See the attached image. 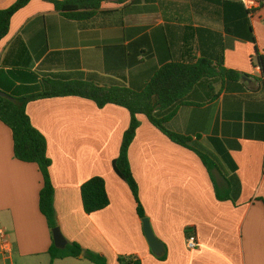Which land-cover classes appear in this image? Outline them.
Returning <instances> with one entry per match:
<instances>
[{"label":"crops","instance_id":"0c3cea01","mask_svg":"<svg viewBox=\"0 0 264 264\" xmlns=\"http://www.w3.org/2000/svg\"><path fill=\"white\" fill-rule=\"evenodd\" d=\"M17 0H0V10ZM107 0V11L91 21L67 20L48 0H32L11 21L8 36L0 43V75H14V88L23 87L32 73L41 79L71 80L110 78L112 58L107 48L134 43L164 25L159 2L125 13ZM182 8L187 0H159ZM173 4V3H172ZM264 5V4H263ZM167 14L190 19L194 27L219 32L218 16L210 11ZM259 21L252 20L257 46L264 55V6ZM182 45V27L171 24ZM132 38L125 39V30ZM142 29V31H138ZM228 38V37H227ZM155 41V40H154ZM225 67L248 75V91L223 93L200 106L180 107L169 128L193 139L208 153L229 155L222 171L209 172L192 151L169 140L146 117L129 150V160L139 187V199L164 253H153L145 236L143 220L128 184L115 173L113 162L120 153L130 113L119 106L103 109L78 97L32 102L27 114L47 140L55 189L57 225L69 243L104 257L107 264L120 260L139 264H264V87L256 81L258 68L252 59L255 46L227 39ZM142 60L128 77L137 87L158 60ZM20 70V71H17ZM25 71V72H24ZM31 73V74H30ZM217 92L220 90L218 86ZM235 165L236 168H233ZM105 180L110 205L87 215L81 187L90 179ZM43 187L37 165L18 161L13 153L11 131L0 122V243L4 235L8 251L0 248V264H51L53 244L45 217L39 210ZM199 246L189 249V237ZM56 260L53 264H93L84 258Z\"/></svg>","mask_w":264,"mask_h":264},{"label":"trees","instance_id":"16d2710c","mask_svg":"<svg viewBox=\"0 0 264 264\" xmlns=\"http://www.w3.org/2000/svg\"><path fill=\"white\" fill-rule=\"evenodd\" d=\"M32 0H17L11 7L0 10V43L8 36L13 17L26 8ZM56 12L62 17L75 22L91 21L101 14L103 4L107 0H48ZM189 6L182 8L176 3H161L159 0H116L115 3L130 13L132 8L140 10L156 3L164 10V25L156 28L152 38L145 36L128 45L109 47L107 55L112 58L109 74L116 77L93 78L87 80H71L62 77L41 79L38 75L25 82L23 87L14 88L17 81H22L14 75L7 76L10 87L1 82L0 90L8 97L0 96V122L12 134L13 153L15 158L26 164L37 165L42 176L43 187L39 194V210L45 217L52 231L58 227L55 212V189L50 178L52 162L47 154V140L31 123L27 114V106L32 102L53 98L78 97L94 102L98 108L108 105L119 106L130 113V125L123 135L120 153L113 162L115 173L125 181L137 203V213L142 220L147 219L139 199V187L134 178L129 160V150L141 125L139 116L148 121L163 133L173 143L194 152L209 172L222 171V162H228L229 155L208 153L200 144V139L173 132L169 128L170 121L176 116L180 107L200 106L216 100L221 94H239L248 91L246 81L248 75L225 67V52L230 47L227 39L254 44L252 59L256 58L257 68L261 75L256 78L258 84L264 87V55L261 54L254 33L252 19L243 3L237 0H187ZM264 6V5H263ZM210 11L218 16L219 32L207 27H194L190 19L174 18L178 12ZM171 11L175 16L168 15ZM190 25L182 27V45L174 32L177 27L172 22ZM142 31V29H138ZM131 30H125V39L132 38ZM228 37V38H227ZM154 60L153 69L146 83L137 87L128 77L131 71L143 64L142 60ZM156 60V61H157ZM20 71V70H17ZM25 72V71H24ZM128 72V75L126 74ZM220 87L217 92L216 88ZM9 98H13L14 101ZM233 168H236L233 165ZM81 200L87 215L100 212L110 205L105 180L94 177L81 187ZM84 258L93 264H107L104 257L85 251L77 243H69L65 249L56 248L54 241L48 254L51 264L56 260L68 258ZM121 264H139L120 260Z\"/></svg>","mask_w":264,"mask_h":264},{"label":"water","instance_id":"95a60500","mask_svg":"<svg viewBox=\"0 0 264 264\" xmlns=\"http://www.w3.org/2000/svg\"><path fill=\"white\" fill-rule=\"evenodd\" d=\"M1 97H8L6 93L0 90ZM10 100L14 101L13 98H9ZM143 228L145 236L149 242V245L157 256H161L164 253V246L163 244L155 237L153 230L151 228L150 222L148 219L143 220ZM53 234V241L58 249H65L68 246V242L64 237L63 233L61 232L60 228L57 227L52 231ZM83 256V253L81 254Z\"/></svg>","mask_w":264,"mask_h":264},{"label":"built area","instance_id":"2783aa9c","mask_svg":"<svg viewBox=\"0 0 264 264\" xmlns=\"http://www.w3.org/2000/svg\"><path fill=\"white\" fill-rule=\"evenodd\" d=\"M243 3L245 9L249 12V17L253 20L254 17L257 15L258 11L262 8L264 4V0H237ZM259 77L261 75L260 68L257 69ZM2 242L0 243V248L3 251H8V243L4 237V235H1ZM187 245L189 249H195L199 246L197 239L195 236H191L188 239Z\"/></svg>","mask_w":264,"mask_h":264},{"label":"rangeland","instance_id":"374dc122","mask_svg":"<svg viewBox=\"0 0 264 264\" xmlns=\"http://www.w3.org/2000/svg\"><path fill=\"white\" fill-rule=\"evenodd\" d=\"M259 16L258 15H256L255 17H254V20L255 21H259ZM254 63L256 64V58H254ZM45 264H48V263H45Z\"/></svg>","mask_w":264,"mask_h":264}]
</instances>
